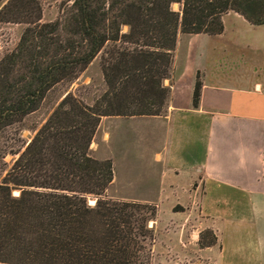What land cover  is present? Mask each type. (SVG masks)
Here are the masks:
<instances>
[{"label": "trees", "instance_id": "trees-1", "mask_svg": "<svg viewBox=\"0 0 264 264\" xmlns=\"http://www.w3.org/2000/svg\"><path fill=\"white\" fill-rule=\"evenodd\" d=\"M70 1L49 22L38 0L0 6V21L25 25L0 58V134L96 57L105 85L92 105L67 93L24 148L9 152L17 157L0 176V264H147L157 208L106 198L113 165L91 155L95 130L102 117L161 115L178 33L220 34L229 11L264 24V0ZM200 89L197 75L195 107ZM216 240L211 229L199 235L201 247Z\"/></svg>", "mask_w": 264, "mask_h": 264}, {"label": "crops", "instance_id": "crops-1", "mask_svg": "<svg viewBox=\"0 0 264 264\" xmlns=\"http://www.w3.org/2000/svg\"><path fill=\"white\" fill-rule=\"evenodd\" d=\"M223 25L217 35L178 33L161 115L108 117L141 121L159 194L184 208L178 221H155L158 264H264V24L229 11ZM205 229L215 245L199 246Z\"/></svg>", "mask_w": 264, "mask_h": 264}, {"label": "rangeland", "instance_id": "rangeland-1", "mask_svg": "<svg viewBox=\"0 0 264 264\" xmlns=\"http://www.w3.org/2000/svg\"><path fill=\"white\" fill-rule=\"evenodd\" d=\"M7 1L0 0V6ZM38 1L42 10L41 22L56 20L60 16L62 9L71 3L70 0ZM172 8L178 10L179 5L173 4ZM24 27L23 23L0 21V58L14 49ZM123 30L125 31L126 27ZM104 89L105 85L99 66V58L97 57L77 78L55 84L46 93L37 110L27 115L21 122L6 128L0 134V176L4 174V170L12 163L13 158L17 157V155H12L9 152L24 148L34 136L36 130L41 127L67 93H72L92 105ZM115 120L117 119L107 117L102 120L101 118L90 143V153L98 160L110 159L112 165V159L115 161L117 184L115 183L114 186L109 185L105 192L106 198L142 202L156 206V218L149 222V227H153L154 230V239L148 245L150 257L147 264H158L160 253L153 251L152 247L158 232L155 221H157L159 216L161 219L168 218V221L170 219L174 222L178 221L185 213L176 214L175 212H181L184 208L179 204L171 206L172 197L165 198L159 194L157 178L154 176L153 171L147 168L145 163V160L149 158L150 148L138 136V133L144 129L140 124L141 121ZM4 153L5 156L2 157ZM19 192L20 190H14L13 193L18 194ZM94 202H96V198L89 196L88 203L94 205ZM174 222L171 224L173 225ZM206 240L208 241V239Z\"/></svg>", "mask_w": 264, "mask_h": 264}, {"label": "water", "instance_id": "water-1", "mask_svg": "<svg viewBox=\"0 0 264 264\" xmlns=\"http://www.w3.org/2000/svg\"><path fill=\"white\" fill-rule=\"evenodd\" d=\"M95 203V202H94Z\"/></svg>", "mask_w": 264, "mask_h": 264}]
</instances>
